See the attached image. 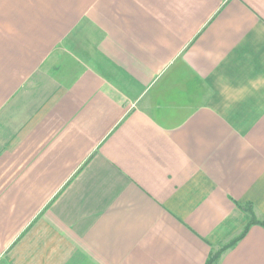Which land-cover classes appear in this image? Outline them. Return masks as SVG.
Segmentation results:
<instances>
[{"label": "crops", "instance_id": "obj_1", "mask_svg": "<svg viewBox=\"0 0 264 264\" xmlns=\"http://www.w3.org/2000/svg\"><path fill=\"white\" fill-rule=\"evenodd\" d=\"M247 203L264 0H0V264H206ZM216 264H264V226Z\"/></svg>", "mask_w": 264, "mask_h": 264}, {"label": "trees", "instance_id": "obj_2", "mask_svg": "<svg viewBox=\"0 0 264 264\" xmlns=\"http://www.w3.org/2000/svg\"><path fill=\"white\" fill-rule=\"evenodd\" d=\"M248 205V208H247ZM246 210H248V212L250 213V220L248 221L247 225L245 226L244 230L242 231L241 235L234 238L233 240H231L229 242V244L225 245L221 252L217 253V254H212L210 255V257H208L206 264H216L217 260L219 259L221 253L223 250H225L226 248L232 246L233 244H235L243 235H245L247 233L248 230V226L252 225V224H261L262 226H264V220H259L257 218H255L253 210H251V205L249 203L246 204Z\"/></svg>", "mask_w": 264, "mask_h": 264}, {"label": "rangeland", "instance_id": "obj_3", "mask_svg": "<svg viewBox=\"0 0 264 264\" xmlns=\"http://www.w3.org/2000/svg\"><path fill=\"white\" fill-rule=\"evenodd\" d=\"M227 244H229V242H228ZM227 244H225V245H227ZM225 245H224V246H225ZM224 246H223V247H224ZM223 247H222V248H223ZM222 248H221V250H222ZM226 249H227V248H226ZM221 250L219 249V250L216 251L214 254H217V253L221 252ZM223 251H224V250H223ZM223 251H222V252H223Z\"/></svg>", "mask_w": 264, "mask_h": 264}]
</instances>
